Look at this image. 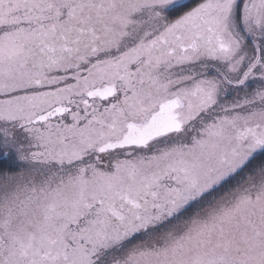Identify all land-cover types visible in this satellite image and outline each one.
I'll return each mask as SVG.
<instances>
[{
  "label": "snow or ice",
  "instance_id": "snow-or-ice-1",
  "mask_svg": "<svg viewBox=\"0 0 264 264\" xmlns=\"http://www.w3.org/2000/svg\"><path fill=\"white\" fill-rule=\"evenodd\" d=\"M0 264H264V0H0Z\"/></svg>",
  "mask_w": 264,
  "mask_h": 264
}]
</instances>
